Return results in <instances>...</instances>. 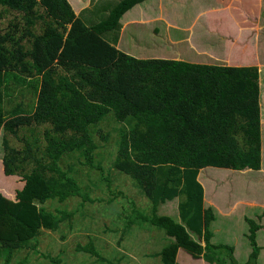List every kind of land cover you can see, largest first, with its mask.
<instances>
[{
  "label": "trees",
  "instance_id": "trees-1",
  "mask_svg": "<svg viewBox=\"0 0 264 264\" xmlns=\"http://www.w3.org/2000/svg\"><path fill=\"white\" fill-rule=\"evenodd\" d=\"M145 1L103 0L76 16L67 0H0L1 166L4 176L24 184L14 200L0 194V264L35 249L43 232H58L72 219L64 209L48 210V202L77 196L93 202L89 195L98 185L91 180L83 187L75 175L79 166L101 168L95 136L107 144L113 134L114 169L150 203L149 213L133 202L131 213L122 214L123 237L135 229L162 231L172 238L155 254L162 264H180L181 249L209 264H236L231 248L211 243L215 217L204 208L198 177L206 168H261L259 69L122 52L120 20ZM104 124H112L105 134ZM175 199L182 223L158 214ZM250 225L252 260L261 250L254 240L259 226ZM79 250L114 264L93 242Z\"/></svg>",
  "mask_w": 264,
  "mask_h": 264
},
{
  "label": "crops",
  "instance_id": "crops-1",
  "mask_svg": "<svg viewBox=\"0 0 264 264\" xmlns=\"http://www.w3.org/2000/svg\"><path fill=\"white\" fill-rule=\"evenodd\" d=\"M67 1L76 16H79L82 11L95 8L103 0ZM148 1L134 6L121 18L117 49L138 59L177 60L203 66L257 67L259 69L262 112L261 157H263L261 168L226 170L238 172L241 175L251 174L253 181H264V0H153L156 2L153 10L147 6ZM95 21V18L90 19L92 23ZM107 37L111 40L114 35L108 33ZM161 41L169 43L168 48L173 49L176 55L169 56L164 46L159 44ZM0 150L1 165L3 156L1 145ZM203 170L199 173L198 181L204 189V208L212 209L215 217L210 225V232L213 235L211 243L231 248L233 250L231 261L236 264H264V196L254 198L253 193L248 197L243 195L244 198H235L227 207L222 208L218 203L222 192H218V196L212 194V191L208 192L211 185L216 183L219 186V183L214 180L216 177L205 176L206 170ZM12 178H15L17 183L21 179L18 176ZM23 185L21 183L18 189L13 188L12 191L2 185L0 194L14 200L15 191L22 189ZM211 190L214 188L212 187ZM176 202L179 200L161 204L158 214L161 209H164L163 215L177 223H182L180 216L173 218L169 215L170 209L178 210L179 213ZM250 221L259 226L255 231L254 240L261 250L252 260ZM216 222L226 227L222 229L226 240L221 243L216 241L221 239L215 235L219 233L218 227L212 228ZM190 234L194 241L205 247L203 238H199L192 232ZM162 236L165 237L162 241L165 245L172 242V238ZM159 252L160 250L154 253V257ZM177 261L180 264H209L202 258L192 257L182 249L178 253Z\"/></svg>",
  "mask_w": 264,
  "mask_h": 264
},
{
  "label": "rangeland",
  "instance_id": "rangeland-1",
  "mask_svg": "<svg viewBox=\"0 0 264 264\" xmlns=\"http://www.w3.org/2000/svg\"><path fill=\"white\" fill-rule=\"evenodd\" d=\"M155 5L156 2L153 0L147 2L151 10ZM13 15L12 12L9 19ZM15 16L19 18L16 13ZM0 23L3 25V20H0ZM40 29V26L36 29L37 33H40ZM159 44L164 46L169 56L176 55L173 49L168 48L169 43L161 41ZM112 124L102 125L100 128L102 133L105 134L107 132L105 128ZM117 140L118 135L113 134L109 142L105 144L100 141L99 136H95V141L100 147L95 155V164L101 165V168L90 169L79 166L80 172L75 175L83 187L89 186L91 180L98 185L89 195L93 202L79 196L70 198L65 203L48 202L45 206L48 210L64 209L72 213V219L63 224L58 232H43L37 240L35 249L29 248L14 254L10 264H109L79 250V246L86 247L92 242L102 256L114 264L121 257L123 259L119 261V264H162L160 259L153 256L165 246L162 242L165 238L162 236L164 235L162 231L135 229L133 234L123 237L122 214L131 213L133 202L139 209L149 213L150 203L130 177L114 169ZM15 146L19 148L20 145L15 144ZM203 171L205 176L216 177L214 180L218 181L219 186L214 183L208 192L212 191V194H217L216 196L218 192H222V196L219 197L221 200L218 202L222 208L243 195L248 197L253 193L254 198L264 196V181H253L251 174L241 175L238 172L217 168H206ZM105 178H108V182ZM16 181L15 178L4 176L0 165V187L4 185V188L11 191L13 188L18 189L23 181L21 179L19 183ZM212 187L214 190H211ZM178 203L176 202L177 209ZM163 213L164 209H161L159 214L163 215ZM169 213L171 217L179 218L178 210L170 209ZM214 227H218L217 231H219L215 235L221 238L216 241L219 243L225 241L222 229L226 227H222L218 222L212 228Z\"/></svg>",
  "mask_w": 264,
  "mask_h": 264
}]
</instances>
